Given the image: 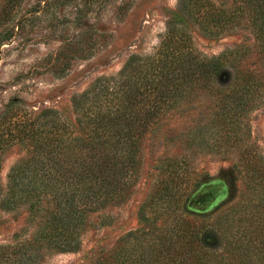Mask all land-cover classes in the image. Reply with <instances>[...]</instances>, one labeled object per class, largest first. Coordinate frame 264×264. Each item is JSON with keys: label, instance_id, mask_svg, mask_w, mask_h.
Masks as SVG:
<instances>
[{"label": "trees", "instance_id": "trees-1", "mask_svg": "<svg viewBox=\"0 0 264 264\" xmlns=\"http://www.w3.org/2000/svg\"><path fill=\"white\" fill-rule=\"evenodd\" d=\"M190 1L179 0V6L193 18L200 8H187ZM233 2L230 20L249 30L251 45L208 57L186 45V29L169 22L153 55L131 56L115 77L96 79L72 99L77 132L50 110L14 123L8 136L26 150L11 168L0 205L13 212L25 208L28 231L0 244V264H39L52 252L77 249L90 213L132 194L147 131L169 111L192 103H203L198 118H191L195 128L190 126L181 144L161 159L144 205L161 206V224L129 232L135 246L133 241L126 249L120 238L96 264H264L263 159H258L261 169L247 157L239 160L247 193L238 202L208 213L218 196L212 187L195 190L183 202L187 187L198 183L187 169L184 149L197 151L205 143L224 154L229 147L245 150L243 119L263 97L264 0ZM225 15L214 12L199 25L220 31L229 19Z\"/></svg>", "mask_w": 264, "mask_h": 264}, {"label": "rangeland", "instance_id": "rangeland-1", "mask_svg": "<svg viewBox=\"0 0 264 264\" xmlns=\"http://www.w3.org/2000/svg\"><path fill=\"white\" fill-rule=\"evenodd\" d=\"M233 5V0H191L187 8H200L199 15L192 18L179 0H0V197L11 168L26 150L23 143L8 136L15 122L50 110L77 132L72 99L85 93L96 79L115 77L131 56L153 55L165 41L169 22L179 30L186 29V45L208 57L251 45L249 30L230 20ZM204 10H209L206 19ZM214 12L226 14V27L220 31L200 27L199 22L207 21ZM54 64L66 71L53 72ZM262 96L243 119L245 150L229 147L224 154L213 152L205 143L197 151L184 149H188L187 169L198 183L187 187L183 202L195 190L212 187L218 196L208 213L216 208L217 212L247 193L246 171L239 160L247 157V162L255 161L260 169L258 159L264 164V89ZM199 105L203 103L174 108L151 126L143 139L132 194L118 205L90 213L77 249L52 252L39 264H96L97 257L112 251L120 238L126 249L133 241L135 246V238L126 237L129 232L161 224V206L144 205L161 159L181 144L190 126L195 128L191 118H198ZM254 153L257 156H250ZM183 202L181 209L189 212ZM27 226L25 208L13 212L0 205V244L9 243L14 234L26 232L25 228L28 231Z\"/></svg>", "mask_w": 264, "mask_h": 264}]
</instances>
